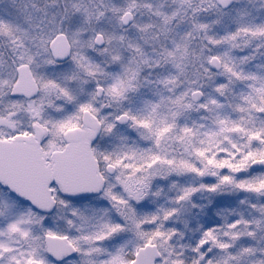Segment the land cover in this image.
Returning <instances> with one entry per match:
<instances>
[{"label": "snow or ice", "instance_id": "obj_1", "mask_svg": "<svg viewBox=\"0 0 264 264\" xmlns=\"http://www.w3.org/2000/svg\"><path fill=\"white\" fill-rule=\"evenodd\" d=\"M0 264H264V0H0Z\"/></svg>", "mask_w": 264, "mask_h": 264}]
</instances>
